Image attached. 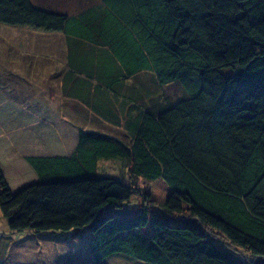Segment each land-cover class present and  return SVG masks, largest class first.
Segmentation results:
<instances>
[{
    "label": "trees",
    "instance_id": "16d2710c",
    "mask_svg": "<svg viewBox=\"0 0 264 264\" xmlns=\"http://www.w3.org/2000/svg\"><path fill=\"white\" fill-rule=\"evenodd\" d=\"M80 5L0 0V24L60 41L62 93L126 134L80 126L71 152L26 157L19 190L0 164L10 230L84 236L93 264H264V0Z\"/></svg>",
    "mask_w": 264,
    "mask_h": 264
},
{
    "label": "rangeland",
    "instance_id": "374dc122",
    "mask_svg": "<svg viewBox=\"0 0 264 264\" xmlns=\"http://www.w3.org/2000/svg\"><path fill=\"white\" fill-rule=\"evenodd\" d=\"M84 1L88 5H95L100 0ZM32 2L34 4H39L42 2V0H37L38 3L36 0H32ZM51 2L53 3L54 8L60 10L68 9V11L71 13L75 10H80L82 7L81 5L77 6L80 0H74L72 2L70 0H51ZM29 31H32V28L28 26L10 27L0 24V60L3 61L4 59L11 58L10 54L15 52V48L20 46L18 44H20L21 41H23V44H27L25 47H33L35 49L41 44H44L41 41L42 37L38 36L36 39L35 35L32 33V38L30 39ZM53 47L55 65L57 66V64L62 62L61 60L65 57V53L62 57L61 52L64 48L60 41H54ZM21 49L22 52L25 50L24 47H21ZM23 60L25 59L22 58V61ZM35 60H38L39 64L45 63L43 57L36 56L34 58V61ZM5 64L9 67H12V65L8 64L7 62ZM22 64L27 66V62ZM2 73L3 72H0V76ZM168 91L170 94L177 93V86H171ZM22 92L23 91L20 87L13 88L7 86V84L4 83L3 79L0 77V97H14V95L22 96ZM180 96L181 95L176 96L174 100L180 99ZM2 102L6 103V100H2ZM4 103L0 104V109L11 106H3ZM23 109H25V106H23ZM49 113L51 116L52 112L49 111ZM32 114L35 113L32 112ZM37 114L36 122L42 124L41 120H39L41 115L39 113ZM52 119V123H54L55 120L54 125L56 126H54L53 133H55V129L57 127H61L59 129L64 133H61V131L58 130V134L61 133L62 136L42 137V132L38 131V133L35 134V132L31 129V126L27 131H22V127L19 128L17 126H7L3 128L0 127V161L4 168V172L8 176L9 181L11 182V185L14 189H20L24 187V185L32 179V173H28L27 165H25L23 159H21V156L29 153H46L49 155H54V153L61 152V150H63L60 149L59 142L61 140L64 144L63 147L67 150V147L69 146L67 144L74 140L76 135L75 130L78 129V126L81 128L80 126L83 124H92V122L89 120L88 122L79 119L76 121L77 124H75V128L70 125L67 129L66 126L63 125V123L65 124L63 119L57 117V115H55V117ZM8 127H12L11 130L6 129ZM23 127H26V125ZM17 133L19 136L16 135ZM45 138H49L48 143H45ZM31 147L33 151H29V148ZM113 164L114 163H108L104 166H109V169L111 170H109L110 173H113L112 170H114L115 173H118V166L113 168ZM125 179L127 180V178ZM139 181V185L141 187L145 188L147 186V184H142V180ZM133 202H136L135 206L133 207H138L141 203L140 199L136 197H133ZM132 204L133 203H131V205ZM154 213H157V215L160 217L163 215L162 213L160 214V211H156V209ZM135 262L138 261L132 259L131 256L129 257V255L118 253L106 257L100 262V264H134ZM0 264H93V257L91 250L88 247V242L84 236H53L51 233L35 235L29 231L12 232L8 226L6 218L0 210Z\"/></svg>",
    "mask_w": 264,
    "mask_h": 264
},
{
    "label": "crops",
    "instance_id": "0c3cea01",
    "mask_svg": "<svg viewBox=\"0 0 264 264\" xmlns=\"http://www.w3.org/2000/svg\"><path fill=\"white\" fill-rule=\"evenodd\" d=\"M29 32H30L29 33L30 39L32 38L31 37V33H32L33 35H35L36 39L38 36L42 37L41 41L44 44H41L35 49L33 47L32 48L25 47L27 46V44H23V41H21L20 44H18L20 46L18 48H15V52H12L10 54L11 58L4 59L3 61L0 60V72H3L0 76L1 79H3L4 83H6L7 86L13 88L20 87L23 91L22 96L14 95V97L13 96L0 97V104L4 103L2 102V100L3 101L6 100V103H4L3 106L11 105L10 107L12 108L11 109L8 106L7 108L0 109V127L3 128L7 126H17L19 128L22 127L21 129L22 131H27L31 126L32 127L31 129L35 132V134L38 133V131H41L42 137L59 136L63 132L59 129L61 127H57L55 129V133H53L55 120L54 123H52L53 120L52 118L55 117V115H57V117L64 120L65 124L63 123V125H65L67 129L68 126L70 125H72V127L75 128L76 127L75 124H77L76 121L82 119L83 121L89 120L92 122V124L90 125H86V124L81 125L86 128L89 129L93 128L92 130L103 128L109 130L110 133H114V134L119 133L125 135L126 119L122 117L120 118L119 114H117L118 115L117 117L113 115V113L115 112L114 107H112V109H114V112L107 113V109H106V112L101 111L100 114H98L97 108L89 107L78 98L70 97V96L68 97L66 94L64 95L62 93L63 92L62 79L64 74H62L63 71L59 72V70L63 67L64 64H66V57H64L61 60L62 62H60L56 66L54 60L55 55L53 50L54 37L49 33L39 32L35 30ZM21 47L25 48L23 52ZM62 50L63 51L61 52L63 57L65 52L64 49ZM36 56L43 57V59L45 60L43 61L45 63L39 64L38 60L34 61V58ZM22 58H24L25 60L22 61ZM6 62L8 64H11L12 67L7 66L5 64ZM26 62H27V66H24L22 63H26ZM23 106H25V109H23ZM127 109H128V105L125 104L121 111L126 112ZM49 111L52 112L51 116ZM32 112L35 114H32ZM118 112L119 111L116 110V113ZM37 113L41 115L39 120H41L42 124L36 122ZM25 125L27 128L23 127ZM11 128L12 127H8L6 129L11 130ZM58 130L61 131V133L58 134ZM77 130H75L76 135L74 140L67 144L69 145L67 147V150L63 147L64 144L63 141L61 140L59 144H60V149L63 150H61V152L54 153V155L62 154L63 152L66 153L72 151L77 141ZM16 135L19 136L18 133ZM48 139L49 138L44 139L45 143H48ZM29 149H30L29 151H33L32 147ZM32 155L45 156L49 154L29 153L21 156V159H23L25 165H27L28 173H32L31 176L32 179L34 180L36 179V175L31 169L30 165L26 162V157ZM0 164H2L1 161ZM6 177L8 178L7 175Z\"/></svg>",
    "mask_w": 264,
    "mask_h": 264
}]
</instances>
